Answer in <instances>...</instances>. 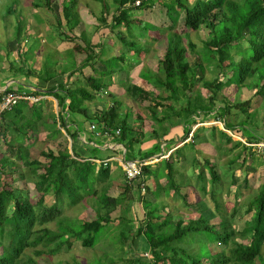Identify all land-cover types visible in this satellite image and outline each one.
Instances as JSON below:
<instances>
[{"label": "trees", "instance_id": "1", "mask_svg": "<svg viewBox=\"0 0 264 264\" xmlns=\"http://www.w3.org/2000/svg\"><path fill=\"white\" fill-rule=\"evenodd\" d=\"M94 1L101 5L100 14L96 17L97 28L101 27L114 36L121 46L120 55L104 58L107 50L101 46L99 39L97 42L85 41L84 45L75 42L78 36L73 30L80 22L75 11L77 0H62L58 14L52 9L54 0H34L31 3L35 10L45 8L53 14L58 28L57 35L63 41L73 43L71 48L73 58L79 54L82 59L80 70L87 68L94 75L83 74L73 80L71 86L67 81L61 80V77L59 78L61 81H53L58 76L66 75L65 69L60 73L53 70L56 73L51 74L48 69L39 73L40 70L37 72L28 68L24 70L22 66L15 68L16 73L27 77L34 76L43 82H53L50 88L42 92L38 87L37 90L29 92L38 98L37 101L19 102L0 116L2 140L6 139L7 134L12 138V142H7L10 143L7 146L9 156L0 155V264H38L30 257H23L26 250H33L36 257H41L46 253L50 256L55 255L62 246L69 250L75 241H80L81 246L85 248L94 246L101 229L114 221L112 215L118 212L126 194L135 191L137 186H129L124 181L119 193L111 196L110 163L99 160L97 149L90 148L89 157H82L76 153L78 135L82 134L84 128L82 126L80 128L74 122L75 118L94 123L95 131L101 135L104 133L111 135L112 139L123 147L125 153L127 149L143 143L145 138L142 140L141 128L131 124L133 115L130 111L120 112L122 103L116 100L115 93L108 92L109 87L120 85L125 97L130 98L135 104L141 100L150 103L145 110L156 124V129L148 138L155 140L156 144L150 151L138 152L141 160H148L157 154L161 149L162 138L168 135L171 128L177 126L183 127L182 140L175 142L172 137L170 142L165 141L166 149L170 148L172 142L176 144L175 147L181 144L189 133L191 143L196 146L198 133L208 131L204 127L192 129L197 125L196 120L199 117L200 123L206 122L211 114L225 120L230 110L244 113L249 118L254 117L253 113H250L252 101L250 98L230 102L222 94L224 88L247 87L255 90L253 97L264 98V0ZM155 4L164 7L169 21L168 26L155 28L147 23L137 22L134 12H146ZM11 12H14L13 9H10L9 13ZM202 28L207 30V37L202 47L198 49L190 40V34L197 33ZM22 32L19 23L14 36L19 38ZM150 32L158 34L157 37H152L153 42L164 38L165 47L157 59V69L141 70L138 78L142 83H133L129 79L131 66L127 65L126 57L128 55L139 59V51L144 55L149 53L148 47L142 45L140 48L138 45L139 43L141 45L140 40L145 37L151 39ZM77 62L75 60V63ZM76 70H79V67L73 68L67 78H70L72 73H77ZM206 70L212 73V79L204 78ZM115 75H118L119 79L114 77ZM221 77H225V81H222ZM198 80L204 84L209 94L206 105L199 103V93L194 98L186 93L194 91ZM146 84L152 89H163L166 95L152 94ZM219 95L221 100L218 99ZM102 96L110 99L106 108L103 106L93 112L81 109L84 102H91ZM44 97H52L55 100L57 113L45 111L49 102ZM215 100H220L222 105L214 108ZM21 105L24 106L20 107ZM34 111L36 118L33 121L34 125H31L27 121H31ZM12 114L22 116L26 121L25 125L17 127V123H13ZM262 119L264 122V111ZM70 123L73 125L68 127ZM223 125L225 130L235 134L237 130L239 131L235 124L224 121ZM61 130L65 136L58 141ZM216 130L219 132L218 136L225 138V142L232 143L229 152L240 147L229 163H236L240 157L239 168L244 170L243 182L248 185L249 176H252L249 174L255 172V169L247 164V160L254 156L250 145L264 142V137L245 129L242 134L245 142H232L231 137L225 132L219 128H215V132ZM39 134H44L47 140L58 142L56 152L50 150L47 145H45L47 150L40 151L39 155L44 161L30 157L28 153L30 142L35 143L37 138L39 140ZM67 139L71 140L70 152L67 148ZM208 140L210 138L206 137L204 142ZM178 148L176 147L173 153H177V150H180ZM213 148L217 151L218 146ZM245 152L247 156H244ZM171 158L161 161L164 166H158L153 170L151 169L153 165L142 166L140 182L143 184L150 177L157 181L161 174L168 184L166 187L165 182L162 186L156 182V193L159 195L163 190L171 192L172 196L181 200L182 205L191 212L182 220L172 219L168 214L166 215L169 217L164 218L156 209L149 210L150 202L143 201L145 205L142 206L143 218L135 231L132 230L131 237L132 240L138 235L145 238L150 247V264H264V183L260 184L256 193L243 204L245 208L240 216L244 219L243 226L237 230L234 221L243 208L237 206V202L229 214H225V210L220 208L213 192V186L221 180L217 166L212 165L207 159L203 160L208 177L203 170L195 173V188L199 194L197 201L191 203L187 200V194L181 193L180 189L183 186L176 185L173 181L175 169L171 165ZM23 166L28 167L26 179L39 194L35 202L29 199V194H22L21 190L15 193L16 190L12 187V183L16 181L14 174ZM22 179L24 181L25 178ZM99 183L103 185L97 191L93 185ZM145 190L146 194L151 192L146 186ZM239 193L240 187L235 196ZM85 196L89 199L85 200ZM207 197L213 200L215 211L213 219L207 216L212 213L205 201ZM80 201H83L84 208L93 211L96 217L94 220L86 221L63 216L64 204L71 207ZM116 218L124 219L121 215L114 217ZM51 222L56 223V230L47 226ZM120 243L126 244L127 237L120 238ZM173 245H197L200 256L193 259L190 255H185L182 249H179L178 253L172 248ZM38 247L42 249H37ZM128 264H135V261L130 260Z\"/></svg>", "mask_w": 264, "mask_h": 264}, {"label": "rangeland", "instance_id": "2", "mask_svg": "<svg viewBox=\"0 0 264 264\" xmlns=\"http://www.w3.org/2000/svg\"><path fill=\"white\" fill-rule=\"evenodd\" d=\"M34 0H0V58L4 53L12 52L15 57L24 60L25 66L33 71L40 70L39 73L44 72L46 69L50 70L51 74L56 73L53 70H56L57 73L64 72L68 75L73 68L79 67V70H76V76L80 77L83 75L86 68L80 70V64L82 62L79 54H76V58H73L72 55V45L73 43L63 41L57 35L56 22L53 14L46 10L45 8L36 9L32 7V2ZM62 0H54L52 4V9L55 13L58 14L60 10V3ZM137 4V3H136ZM10 9H13V13H9ZM75 11L78 13L80 22L79 25L73 30V33L78 36V40H74L79 45H84L85 41L97 42L99 39L101 46L107 50V54L104 58L110 56H116L121 54V46L118 44L113 35L109 34L106 30L97 28L96 17L99 16L101 11V5L94 0H77V5ZM134 16L137 19L138 23L141 24H149L151 26H155V28H162L169 25V21L165 14V9L160 4H155L154 7L146 12H134ZM22 26V34L19 35V38H16L14 35L15 28L18 24ZM151 39L145 37L141 41V45L139 43V47L142 45L149 48V53L144 55L139 51L138 57H130L127 55L126 63L129 68V79L132 82L142 83L138 78V74L141 70L145 68L155 71L157 69V59L161 56L163 49L165 47V39H160L158 41H152V37H157L158 34L155 32H150ZM27 36V37H26ZM207 37V30L200 29L197 33L190 34V40L196 45L199 49L203 45V41ZM137 43V42H136ZM21 47V48H20ZM56 47V49L54 48ZM59 47V48H58ZM5 50V52H4ZM141 53V54H140ZM25 54V56H23ZM4 58V57H3ZM11 58V54L7 57V62L4 61V65H6ZM192 57H190L191 59ZM75 60L78 62L75 63ZM136 60V61H135ZM24 62L21 63L24 65ZM25 66H22L24 69ZM99 67V66H98ZM37 72V71H36ZM91 74V71L89 70ZM123 73H125L123 71ZM86 75V74H85ZM94 75V74H91ZM119 77L121 76L118 74ZM116 78L119 79V77ZM123 78V76H121ZM204 78L207 80L212 79V73L209 70H206L204 73ZM125 79V74H124ZM225 77H221L222 81H225ZM123 84V82H121ZM196 86L194 87L193 92H186L190 97L194 98L197 93H199L200 97L198 101L201 105H206V98L208 97V92L203 83L196 82ZM120 86V85H119ZM118 84L115 86H111L108 88V92L116 94V100L120 101L121 107L120 112L123 113L125 110L131 112L132 118L130 120L131 124L136 128H141L142 130V140L144 138H148L151 136V133L154 129H156V124L149 118L148 111L145 110V107L150 103L146 100H141L135 104L130 98H126L124 95V90L119 87ZM148 90L152 92V94L165 96L166 92L163 89H152V87L147 86ZM254 89H249L247 87L236 88L235 86H229L223 89L222 94L225 95L230 102L235 100L245 101L247 99H251V107L250 113H253L254 117L249 118L246 114L236 112L234 110H230L229 113L225 116V120L221 118L213 117L214 114L209 116L206 122L200 123L201 117L197 118V125H194L192 129H196L199 127L207 128V133L200 132L198 133L197 140L198 144L193 146L190 139V133L188 137L184 140L187 142L184 146L178 148L177 153L172 154L171 165L175 169L174 179L176 185H182L181 193L187 194V200L191 203L196 202L198 199V190L195 188L196 179L195 173L200 170L205 172V175L208 177V171L203 167V160L207 159L212 165L217 166L220 182L213 186V192H215L217 201L220 204V208L225 210V214H229L232 211L233 206L237 202V206L240 205V208L243 209L240 211L239 216L236 217L234 221V226L239 230L243 226L244 219L241 216L244 210L243 204L247 202V200L252 197L253 194L256 193L257 187L264 183V142L260 141L258 144H252L251 152H253L254 156L251 159L247 160V164L255 169L254 173L249 175V183L245 185L243 182V178L245 176L244 170L240 169V157L238 161L234 164L229 163L231 159H233V154L237 150L234 148L232 152H229V149L232 147V143L225 142V138L218 136L219 132L215 128L221 129L228 136L231 137L232 142H245V138L242 136L243 131L248 129L257 135L264 137V122L262 119L263 111H264V98L257 96L253 97ZM218 99L221 100V96H218ZM48 100V105L46 106L45 111L51 113H57L58 107L56 105L55 100L52 97L46 98ZM220 100H215L214 108H217L222 105ZM110 99H106L105 97H98L91 102H84L81 105V109H87L96 111L98 107L101 109L103 106L106 108ZM45 104H43L44 107ZM21 105L20 107H23ZM37 107V105L35 106ZM26 108V107H25ZM90 108V109H89ZM24 110V109H23ZM22 110V111H23ZM37 110V109H35ZM21 111V115H22ZM31 121H27L28 124L34 125L36 113H32ZM30 117V118H31ZM13 123H17V127L22 124L25 125V122L17 114H12ZM224 121L227 123L235 124L239 131L230 132L224 129ZM15 123V124H16ZM77 125L80 128H84L81 131L82 134L86 132V128L89 126V122L85 120H79L77 118ZM167 126V124H164ZM82 126V127H81ZM40 128V127H38ZM210 128H214L213 131H210ZM183 127L177 126L170 129V132L165 138H162V142L160 148L166 149L167 145H164L166 139H170L174 137L176 138V142L182 140V132ZM211 135V136H210ZM39 140L30 142L31 146L29 147L28 153L30 157L38 158L40 161H44L42 157H40L39 153L45 148V145L50 148V150L56 152L58 142L62 137L64 138L65 133L61 130V136L57 138V140H47L44 134H39ZM146 136V137H145ZM209 137L210 140L208 142H204L205 138ZM223 140V141H222ZM8 141L12 142V138L9 134H7L6 139L2 140L0 136V155L9 156V150L7 146ZM150 141V140H149ZM153 141V140H152ZM151 141V142H152ZM149 144V143H148ZM147 144H137L133 146L131 149H127V152H110L108 155L114 156L115 159L110 163V179H111V188L109 194L111 196H116L121 190L124 184V175L121 167L119 166V161H128L132 159H136L142 152L141 149H147L150 146H146ZM174 144H171L173 146ZM218 146L217 151L213 147ZM71 140L67 139V148L70 152ZM77 154L83 156L82 150L77 146ZM198 151V152H197ZM124 153V156H123ZM247 156V152L244 153V156ZM159 155L156 154L152 158V160L148 159L147 162L149 165H153L160 161L158 158ZM185 157V159L183 158ZM194 161V164H193ZM197 161V164H196ZM201 163V164H200ZM98 164V163H97ZM154 166H151V169H154ZM164 166V163L161 164ZM23 173V174H20ZM28 173V167L23 166L18 173L14 174V181L12 187L15 188V193L21 190L22 194H29L28 197L32 202H35L38 198L39 194L34 191L31 183L28 182L26 178V174ZM22 178H25L24 181ZM164 178V177H163ZM22 179V180H21ZM166 178L161 183L165 182ZM231 182L233 186H231ZM146 186V183H144ZM148 186L150 181H148ZM168 183H164V186L167 187ZM103 184H95L94 188L99 191L100 187ZM137 186V185H134ZM240 187V193L238 196H235L236 191ZM138 188V189H137ZM151 190V187H149ZM229 190V191H228ZM129 193V192H128ZM156 193L155 190H151L150 193H145L143 196V192L137 186L135 191L132 194H127V198L120 205L118 212L113 213L112 216L121 215L122 218L117 220L113 218V222L107 224L99 234L96 236L94 246L90 248H85L81 246L80 241H75L72 244V247L69 250H66L64 246L58 250L55 255H47L44 254L41 257H36L33 253V250H26L24 254L25 257L32 258L38 264H128L130 260L135 261V264H150L151 262V254L150 247L146 242L145 238L141 235L135 237L132 240L131 234L133 231L141 224V220L143 218V205L146 200L153 201L155 198V202L151 203L149 210H155L160 213L164 218L169 217L171 215L172 219L182 220L185 219L188 215L189 209L185 208L181 200H179L175 196H166L169 195L167 191L163 190ZM142 194V195H141ZM50 199V197H47ZM89 199L88 196L84 198ZM144 201V202H143ZM208 204V208L210 209L211 214H207L208 217L213 219V214L215 213L213 209V200L207 197L205 199ZM88 206V205H86ZM145 206V205H144ZM83 201L79 202L74 206H67L64 204L63 207V216L74 218L77 217L82 220H94L95 214L90 208H84ZM168 214V215H166ZM212 215V216H211ZM117 220V221H116ZM50 229L56 230V223L51 222L47 225ZM133 230V231H132ZM127 237V243L121 244L120 238ZM85 235H83V238ZM172 248H175L179 253V249H182L187 256H191L193 259L199 258L197 245H173ZM37 249H42L38 247ZM204 251V250H203Z\"/></svg>", "mask_w": 264, "mask_h": 264}, {"label": "crops", "instance_id": "3", "mask_svg": "<svg viewBox=\"0 0 264 264\" xmlns=\"http://www.w3.org/2000/svg\"><path fill=\"white\" fill-rule=\"evenodd\" d=\"M54 48L56 49V47H54ZM0 51H1V49H0ZM4 52H5V50H4ZM9 54H11V58L9 59L8 63L6 65H4V61L7 62V60H8L7 57H8ZM23 62H24V60L21 61L20 59L15 57L11 51L7 52V53H4L1 56V58H0V96L6 90L31 91V90H37L36 87L40 88V91L42 92V90H46V89L50 88V85L52 84L53 81H61V80H63L64 82L67 81L68 82L67 84L71 85V82L73 80L78 79V77H77L78 75L76 76V72H74V73H72L73 75L70 78H67V75H64V76L62 75V76H58V77L54 78L55 80H53V81H45V82H43L42 80L36 79L34 76H28L27 77V76H25L23 74L16 73L15 68H18L20 66H25V62H24V65L21 64ZM12 65H14V67H12ZM26 68L27 67L25 66L24 70ZM36 71H39V70H36ZM83 74L84 75L85 74L89 75L90 74L89 73V69L86 68ZM60 77H61V80L59 79ZM114 77H116V75ZM133 83H136V82H133ZM41 98H42V96L39 97V99H41ZM45 98H48V97H44V99ZM99 109L100 108L98 107V109H96V110H99ZM74 122L77 123V118L74 119ZM90 124H92V123L89 122V126H88V128H86L87 130H86V132L84 134L78 135V145L77 146L80 147L81 150H82V153H83L82 157H89L88 151H89L90 148L91 149L93 148V149H97L98 150V157L100 158L99 160H101V162L106 161V162L109 163V162H111L112 160L115 159L114 156L108 155L110 152H113V153H115V152H125L123 147L121 145H119L118 143H116L112 139V137H105V136L103 137V136L95 135L94 132L91 131V129H90ZM72 125H73V123H70L68 125V127H71ZM193 130H194V128H193ZM170 140H172V138L166 139V141H168V142H170ZM174 140L176 142V138ZM151 141H152V139L145 138L143 143H142V144L146 143L147 144L146 146H150V147L147 148V149H149V151L152 150L153 146L156 144L155 140H153L152 142ZM183 143L187 144V142L183 141L181 144H179L176 147L178 148V147L182 146ZM171 144H173V142ZM164 145H167V143H164ZM175 145H173V146L170 145V148H168V150L164 149L163 146H162V148L157 153V155L168 154L169 153V158H171L170 155L174 152V150L176 148ZM77 149L78 148H76V150ZM141 151L142 152H147L146 149H144V148L141 149ZM123 156H124V153H123ZM154 156H156V154ZM154 156H152V157H154ZM115 160H118V159H115ZM130 160H128V161H130ZM132 160H141V158L137 157L136 159H132ZM171 160H172V158L170 159V161ZM161 161H165V160L158 161L157 163H159V164L155 163L157 165H155L154 168H156L158 166L160 167L161 164H163ZM96 162H100V161L96 160ZM153 165H154V162H153ZM119 166H120V161H119ZM109 167H110V165H109ZM122 176H123V174H122ZM163 177L160 174V176H159L157 181H155V179L150 177L145 182L146 183V187L148 186V184H147L148 181H150L149 187H151L152 191L155 190L157 188L156 182H157L158 185L161 186V183L164 180ZM156 191H157V189H156ZM130 193L132 194V192H129L127 194H130ZM162 195H164L163 192H162ZM171 195H172V193L169 192V195H166V196H171ZM143 196H144V194H143ZM127 197L128 196H125V198H127ZM150 199H154V200L151 201V200L148 199L146 201H148L150 203L155 202V198L151 197Z\"/></svg>", "mask_w": 264, "mask_h": 264}, {"label": "built area", "instance_id": "4", "mask_svg": "<svg viewBox=\"0 0 264 264\" xmlns=\"http://www.w3.org/2000/svg\"><path fill=\"white\" fill-rule=\"evenodd\" d=\"M30 91H17V90H6L0 96V116L1 113L10 111L19 102H33L37 101L38 98L29 93ZM91 131L97 136L111 137L107 133L101 135L100 132L95 131V125L90 124ZM118 134V131H116ZM169 154V153H168ZM168 154H160L158 158L168 160ZM152 160V158H150ZM147 160H130L120 161L125 181L129 186L137 185L143 194L146 192L145 184L140 182L142 166L147 165Z\"/></svg>", "mask_w": 264, "mask_h": 264}, {"label": "clouds", "instance_id": "5", "mask_svg": "<svg viewBox=\"0 0 264 264\" xmlns=\"http://www.w3.org/2000/svg\"><path fill=\"white\" fill-rule=\"evenodd\" d=\"M93 124H94V123H93ZM95 129H96V128H95ZM111 137H112V136H111ZM162 155H164V154H162ZM168 158H169V154H168ZM162 160H165V159H162ZM145 193H146V192H145ZM145 193H144V194H145Z\"/></svg>", "mask_w": 264, "mask_h": 264}]
</instances>
